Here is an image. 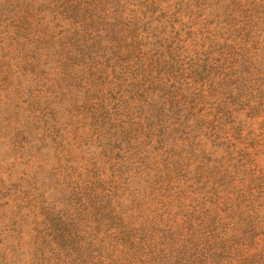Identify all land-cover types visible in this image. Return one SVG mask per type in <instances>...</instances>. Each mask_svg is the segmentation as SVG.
I'll use <instances>...</instances> for the list:
<instances>
[{
	"label": "rangeland",
	"instance_id": "rangeland-1",
	"mask_svg": "<svg viewBox=\"0 0 264 264\" xmlns=\"http://www.w3.org/2000/svg\"><path fill=\"white\" fill-rule=\"evenodd\" d=\"M0 264H264V0H0Z\"/></svg>",
	"mask_w": 264,
	"mask_h": 264
}]
</instances>
